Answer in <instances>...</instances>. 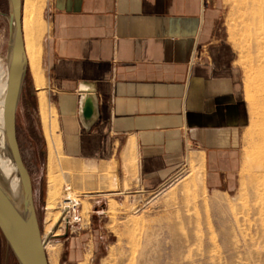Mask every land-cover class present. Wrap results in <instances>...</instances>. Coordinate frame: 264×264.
<instances>
[{
  "label": "crops",
  "instance_id": "crops-1",
  "mask_svg": "<svg viewBox=\"0 0 264 264\" xmlns=\"http://www.w3.org/2000/svg\"><path fill=\"white\" fill-rule=\"evenodd\" d=\"M46 13L44 62L73 172L142 197L194 157L210 187L223 184L250 113L213 0H49ZM83 82L99 100L90 129Z\"/></svg>",
  "mask_w": 264,
  "mask_h": 264
},
{
  "label": "rangeland",
  "instance_id": "rangeland-1",
  "mask_svg": "<svg viewBox=\"0 0 264 264\" xmlns=\"http://www.w3.org/2000/svg\"><path fill=\"white\" fill-rule=\"evenodd\" d=\"M213 1L219 9L221 35L233 49L242 75L250 113L238 162L219 187L208 185L198 158L196 166L187 162L157 193L139 197L135 191L103 181L95 189V173L73 172L71 161L62 157L61 143L55 170L58 213L54 223L46 222L48 144L38 90L28 68L17 109V135L33 182L42 237L57 249L58 264H264V48L252 38L240 0ZM48 3L45 0L43 10L47 24ZM9 13V0H0L2 63L8 48ZM42 54L44 89L53 103ZM68 199L76 200V217L69 214ZM64 223L65 229L58 232ZM1 243L0 238V264H18L6 241Z\"/></svg>",
  "mask_w": 264,
  "mask_h": 264
},
{
  "label": "water",
  "instance_id": "water-1",
  "mask_svg": "<svg viewBox=\"0 0 264 264\" xmlns=\"http://www.w3.org/2000/svg\"><path fill=\"white\" fill-rule=\"evenodd\" d=\"M10 14L12 6L9 0ZM22 0H14V16L9 18L7 48L8 77L0 94L2 132L0 151V231L18 264H49L42 241L34 189L30 171L24 161L17 135V109L27 75V66L14 59L16 45L24 59L21 27ZM80 116L88 129L99 117V100L95 89L87 82L79 86Z\"/></svg>",
  "mask_w": 264,
  "mask_h": 264
},
{
  "label": "bare ground",
  "instance_id": "bare-ground-1",
  "mask_svg": "<svg viewBox=\"0 0 264 264\" xmlns=\"http://www.w3.org/2000/svg\"><path fill=\"white\" fill-rule=\"evenodd\" d=\"M240 1L242 2L243 9L245 10L244 16H245L246 25L249 31L253 34L251 35L252 38L254 39L255 43L260 47V49L262 47L264 48V3L260 2V0H240ZM10 2L12 6L11 9L12 14L9 13L8 16L9 18H13L14 0H10ZM44 5H45V0H22L21 27H22V43H23L24 59L21 60V47L19 45L15 46L13 57L15 60L22 61V63L26 65L27 68H29L34 80V84L38 90L39 113L44 129V134L48 144V160H49V189H48L49 199L46 206L47 216L45 218H46V222L54 223L58 213L56 211V201H55L56 198L55 195L57 191V179L55 175V170L56 167L58 166L57 156L59 155L61 149V138L59 133L56 132V129L58 127L57 110L50 101L48 94L44 89L46 87L47 80L42 62L43 37L48 29L47 21L43 17ZM263 50L264 49H262V51ZM260 51L261 50H259V52ZM262 59H264V54ZM1 60L2 59L0 57V94L4 91L6 87L7 77H8L7 61H5V63H2ZM2 125H3V121L0 110V133L2 132ZM2 158H3V153L2 151H0V163L2 161ZM196 161L198 160L197 158L194 157H191V159L189 160L192 166L195 164ZM102 178H103L102 175L99 176V180H102ZM68 203L70 202H67V204ZM66 210L67 208L64 211L65 215L67 212ZM65 215H63V217ZM50 226L52 227L51 224ZM65 227L66 224L65 223L64 225L62 224V226L58 229V232L63 231ZM42 241L46 254L48 255L47 256L48 262H50V264H58L57 256H56L57 249L53 250V248L49 244L50 242L48 243V241L47 242L44 241L43 237H42Z\"/></svg>",
  "mask_w": 264,
  "mask_h": 264
},
{
  "label": "built area",
  "instance_id": "built-area-1",
  "mask_svg": "<svg viewBox=\"0 0 264 264\" xmlns=\"http://www.w3.org/2000/svg\"><path fill=\"white\" fill-rule=\"evenodd\" d=\"M68 201L70 202L71 201V203H72V206L70 207V209H69V214L71 213V212H73V215L76 217L77 215H78V211H77V203H76V200L75 201H72V199H68ZM80 215V214H79ZM78 219L79 220H82V218L81 217H78Z\"/></svg>",
  "mask_w": 264,
  "mask_h": 264
},
{
  "label": "trees",
  "instance_id": "trees-1",
  "mask_svg": "<svg viewBox=\"0 0 264 264\" xmlns=\"http://www.w3.org/2000/svg\"><path fill=\"white\" fill-rule=\"evenodd\" d=\"M0 238H1V240H2V243H1V244H3V243L5 242V239H4V237H3L2 233H1V231H0Z\"/></svg>",
  "mask_w": 264,
  "mask_h": 264
}]
</instances>
